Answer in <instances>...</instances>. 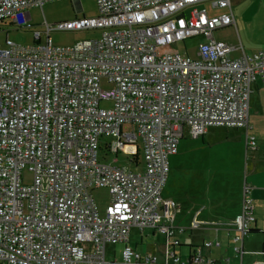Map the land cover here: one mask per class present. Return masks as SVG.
Wrapping results in <instances>:
<instances>
[{
	"label": "built area",
	"instance_id": "built-area-1",
	"mask_svg": "<svg viewBox=\"0 0 264 264\" xmlns=\"http://www.w3.org/2000/svg\"><path fill=\"white\" fill-rule=\"evenodd\" d=\"M48 1L0 0V32L9 33L8 21L30 27L26 11ZM96 1V17L46 21L32 45L0 43V262L112 264L106 246L122 243L124 264H158L129 244L133 228H153L166 236L163 264H217L201 251L183 261L172 250L186 228L162 197L169 156L185 132L198 137L211 126L246 129L256 149L250 94L257 79L264 86V49L216 40V30L236 24L231 0ZM85 29L103 33L73 46L54 45L50 33ZM197 36L204 42L196 57L171 48ZM104 146L131 160L142 152L144 170L100 160ZM99 187L110 192L104 215L92 194ZM252 199L245 186L238 256L256 220Z\"/></svg>",
	"mask_w": 264,
	"mask_h": 264
},
{
	"label": "crops",
	"instance_id": "crops-1",
	"mask_svg": "<svg viewBox=\"0 0 264 264\" xmlns=\"http://www.w3.org/2000/svg\"><path fill=\"white\" fill-rule=\"evenodd\" d=\"M260 81L253 82L251 98L255 94L262 99L264 86ZM255 112L264 115V108H256ZM251 120L252 114H249V124ZM256 127L258 132H263L264 126L259 129L254 125L253 133L250 125V134L259 138ZM178 145V152L169 156L170 171L166 183L172 186L166 197L175 203L174 224L186 230L177 232L175 237L180 245L172 250L183 261L201 251L215 259L217 264H264V146L249 148L246 129L224 126H211L206 134L198 137L185 132ZM245 186L250 187L252 201L255 202L253 214L256 220L250 227L256 231L244 238L245 252L241 259L233 249L237 244L233 238L243 210ZM133 229L129 244L133 246L131 240L136 235L133 248L143 255L156 254L158 264H163L166 236L153 228ZM146 238L147 247L151 239H154V245L152 251L146 249L143 253L137 245L145 243ZM206 241H219L220 245L207 247L204 245ZM158 251L162 255H158ZM106 260L116 264V260Z\"/></svg>",
	"mask_w": 264,
	"mask_h": 264
},
{
	"label": "rangeland",
	"instance_id": "rangeland-1",
	"mask_svg": "<svg viewBox=\"0 0 264 264\" xmlns=\"http://www.w3.org/2000/svg\"><path fill=\"white\" fill-rule=\"evenodd\" d=\"M232 1V11L233 15L236 18L237 26L235 27H227L224 29H220L215 31L214 36L218 41H224L227 43H231V45L240 46L243 45L245 49L252 53L253 51H257L259 49H264V0H231ZM198 7H209V4H199ZM98 4L96 0H51L43 5V7L34 6L28 9L25 13V19L28 20L30 27L26 25H22L19 21L16 24H11L8 21L6 24V29H9V33L7 31L0 32V43L5 45V41L8 38L12 39L16 43L21 45H32L35 43L34 40V31L41 30L43 31L45 27V22L47 21L50 25H56L58 22H63L67 20H74L79 17H96L99 14ZM230 12L229 9L220 8L216 10V13H226ZM22 25V26H21ZM43 33V32H42ZM51 37L53 39L54 45L57 46H73L77 41L88 39V38H96L102 35V29H85V30H53L50 32ZM43 41H46L45 34L43 33L42 37ZM204 42L203 36H197L193 38H187L186 41H180L171 46L174 50H179L182 53H187L192 57L197 56V51L199 45ZM240 51H233L231 55L233 57L239 56ZM102 88H110L111 85L107 83L105 80L102 82ZM262 99L260 100L255 96V94L251 98L250 104V112L252 114V122L250 125H258L261 129L264 126V115H259L255 112L256 108H264V94H262ZM107 102H103L102 106H108ZM253 133L254 130H253ZM256 134L259 138H257L258 145L264 146V131L258 132L256 127ZM260 146V147H261ZM131 149V148H127ZM261 150V148H260ZM259 150V152H260ZM104 150H99L100 160L125 165L129 168H133V170H141L143 171L144 165V157L142 156V152L139 156V166H137L132 160L130 155H125L123 150L121 149L119 154L116 152H110L107 154L108 156H104ZM108 157V158H103ZM32 173L28 171V169L24 170V181L25 183H32ZM171 183L165 185L162 193V197L164 199L168 195V189L171 187ZM109 190L106 187L93 188L92 194L98 204L100 212L102 215L105 213V206L110 203V194ZM255 203V202H254ZM256 217V216H255ZM134 230V229H133ZM135 231V230H134ZM148 231V230H146ZM159 239L160 236H157ZM136 235L132 238L131 244L136 246ZM145 243L138 244L139 250L146 252V249L153 250L154 239L149 241V246L147 247L148 238L145 239ZM106 250V256L108 259L116 260V264H124L123 256H122V244H109ZM148 250V251H149ZM158 255H162L160 251H158ZM0 264H6L4 262H0Z\"/></svg>",
	"mask_w": 264,
	"mask_h": 264
},
{
	"label": "trees",
	"instance_id": "trees-1",
	"mask_svg": "<svg viewBox=\"0 0 264 264\" xmlns=\"http://www.w3.org/2000/svg\"><path fill=\"white\" fill-rule=\"evenodd\" d=\"M236 27L237 26V21H236V24H232V26L231 25H229V26H226V27H222L221 29H224V28H227V27ZM218 30H220V29H218ZM217 31V30H216ZM185 42V41H184ZM101 149H103L104 150V152L105 153H103L104 154V156L106 155L107 156V150L105 149V146L104 147H102ZM109 154V153H108ZM138 155H140V153H137V154H134L133 155V159H132V161L134 162V163H138L137 165H139V156ZM131 157V156H130ZM103 158H108V157H103ZM256 218V217H255ZM254 231H256V230H254L253 228H251L250 229V231H249V233L250 232H254ZM245 242V241H244ZM180 245V244H179ZM233 249H234V247H233ZM242 256H239L241 259L243 258V255H244V244H243V246H242ZM193 256H191V258H192Z\"/></svg>",
	"mask_w": 264,
	"mask_h": 264
}]
</instances>
